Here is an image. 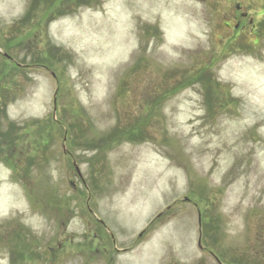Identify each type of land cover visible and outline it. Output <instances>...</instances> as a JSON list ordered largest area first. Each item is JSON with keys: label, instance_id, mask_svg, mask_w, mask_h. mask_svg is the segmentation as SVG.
I'll return each instance as SVG.
<instances>
[{"label": "rangeland", "instance_id": "1", "mask_svg": "<svg viewBox=\"0 0 264 264\" xmlns=\"http://www.w3.org/2000/svg\"><path fill=\"white\" fill-rule=\"evenodd\" d=\"M0 125V264H264V0H0Z\"/></svg>", "mask_w": 264, "mask_h": 264}, {"label": "trees", "instance_id": "2", "mask_svg": "<svg viewBox=\"0 0 264 264\" xmlns=\"http://www.w3.org/2000/svg\"><path fill=\"white\" fill-rule=\"evenodd\" d=\"M33 9V7H31ZM16 69V68H15ZM205 89H208V87H206ZM211 96V95H210ZM209 97V90L206 93V98ZM209 103V102H208ZM3 105L6 106V103L3 102ZM55 121L53 120V123ZM12 127H14L15 125L12 124ZM10 128V130H6L3 131L2 127L0 125V150L5 149V151L10 155V158L6 157L5 161L8 163V165H10L12 168L16 169V167L14 166L15 164L12 163V159L16 156V153L14 152V143H13V139H12V135H13V128ZM135 128V127H134ZM80 130H82V128L80 127ZM134 130L133 128L131 129H125L122 130L123 134H130L129 132ZM83 131V130H82ZM100 142H97L96 144L98 145ZM87 144V143H86ZM2 154V151H0V155ZM18 166V165H17Z\"/></svg>", "mask_w": 264, "mask_h": 264}, {"label": "flooded vegetation", "instance_id": "3", "mask_svg": "<svg viewBox=\"0 0 264 264\" xmlns=\"http://www.w3.org/2000/svg\"><path fill=\"white\" fill-rule=\"evenodd\" d=\"M229 20H237V22H238V20H249V23H251L252 21V19L249 17H247L246 16V13H243V12H240V6L239 5H236L235 6V9L234 10H232V13H231V15L229 16ZM238 26V24H236L235 25V27H237ZM159 216H161V215H158V217ZM153 222H154V220L152 219L150 222H149V224H148V226L147 227H145L140 233H139V235H138V237L140 238V237H142L143 236V234L151 227V225L153 224Z\"/></svg>", "mask_w": 264, "mask_h": 264}, {"label": "water", "instance_id": "4", "mask_svg": "<svg viewBox=\"0 0 264 264\" xmlns=\"http://www.w3.org/2000/svg\"><path fill=\"white\" fill-rule=\"evenodd\" d=\"M74 167H75V170H76V172L78 173V175L81 177L80 171H79V169H78V167L76 166L75 163H74Z\"/></svg>", "mask_w": 264, "mask_h": 264}]
</instances>
